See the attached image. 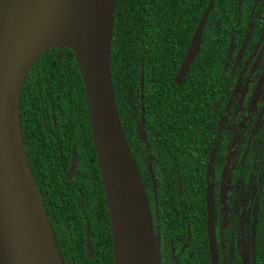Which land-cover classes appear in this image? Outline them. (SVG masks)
Listing matches in <instances>:
<instances>
[{"label":"flooded vegetation","instance_id":"obj_1","mask_svg":"<svg viewBox=\"0 0 264 264\" xmlns=\"http://www.w3.org/2000/svg\"><path fill=\"white\" fill-rule=\"evenodd\" d=\"M186 2L183 35L166 48L169 103L154 104L150 140L144 108L142 139L140 110L139 141L130 151L148 201L159 264H264V0ZM210 3L198 52L179 80ZM173 26L167 29L168 40ZM206 41L212 47L206 80L213 90L209 87L207 115L202 101ZM73 60L56 48L40 55L27 72L19 101L27 164L65 264L90 258L91 236L102 231L91 229L87 219V214L102 217L97 180L103 188L95 154L96 172L90 150L78 145V66ZM189 71L200 84L192 98L200 102L195 121L182 124V113L173 117L170 107L181 101L182 89L176 88ZM193 86L189 93L194 94ZM161 111L165 115L158 118Z\"/></svg>","mask_w":264,"mask_h":264},{"label":"water","instance_id":"obj_2","mask_svg":"<svg viewBox=\"0 0 264 264\" xmlns=\"http://www.w3.org/2000/svg\"><path fill=\"white\" fill-rule=\"evenodd\" d=\"M116 0H0V264H65L24 152L19 101L28 70L63 47L82 80L113 264H159L148 201L126 142L110 74ZM210 3L177 79L196 56ZM140 128L144 140L143 107Z\"/></svg>","mask_w":264,"mask_h":264},{"label":"trees","instance_id":"obj_3","mask_svg":"<svg viewBox=\"0 0 264 264\" xmlns=\"http://www.w3.org/2000/svg\"><path fill=\"white\" fill-rule=\"evenodd\" d=\"M187 0H116L114 22L112 30V39L110 47V74L114 93L115 104L118 111L121 127L130 151L133 153V146L139 141L138 136V118L140 106L144 108L145 125L148 129L147 139L150 140V130L154 117V104L159 102L162 107L168 105V94L166 87L169 86L171 78L167 76L166 54L167 47L175 46L182 37V25H186L184 18L186 12ZM196 1V0H195ZM208 0H204L206 5ZM199 16V14H198ZM173 26V39L168 40V27ZM173 40V41H172ZM70 56L73 60V52L69 49L56 48ZM212 47L206 41L204 46V57L206 59L204 67V98L203 104L206 115L209 113L212 83L207 82V56L212 57L210 53ZM55 52L51 50L50 53ZM156 69V70H155ZM181 88H176L181 92V101L179 104H172L171 111L173 117L177 112L182 124H191L196 117L199 98H192L197 94V77H189ZM155 78L157 82L155 81ZM194 80V82H193ZM193 82V83H191ZM195 87L194 94L189 93L188 87ZM210 87V89H209ZM188 91V99L185 102V91ZM178 91V93H180ZM191 91H194L191 90ZM213 91V90H212ZM142 102V103H141ZM77 120H78V145L83 150L89 149L92 159L93 171L96 172L94 152L91 145V133L87 121L86 102L79 71H77ZM158 118L164 117V111L158 112ZM177 116V115H176ZM195 121V119H194ZM138 151V150H137ZM98 189L101 200L102 217L97 219L95 216L87 214V219L91 229L100 228L98 235H92V255L90 258L83 256L77 264H113L111 254V237L109 232V222L107 210L105 207L104 196L101 190L100 181ZM69 212L70 206L64 205ZM59 212L63 210L59 207ZM100 214V212H99ZM103 233V237H102ZM97 236V239H96ZM78 245H81L79 242ZM82 249V248H81Z\"/></svg>","mask_w":264,"mask_h":264}]
</instances>
